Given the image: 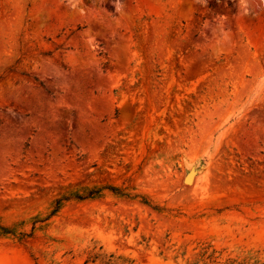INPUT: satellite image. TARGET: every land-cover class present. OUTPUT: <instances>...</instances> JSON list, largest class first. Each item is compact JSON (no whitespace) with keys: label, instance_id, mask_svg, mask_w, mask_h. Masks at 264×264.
Instances as JSON below:
<instances>
[{"label":"rangeland","instance_id":"1","mask_svg":"<svg viewBox=\"0 0 264 264\" xmlns=\"http://www.w3.org/2000/svg\"><path fill=\"white\" fill-rule=\"evenodd\" d=\"M0 264H264V0H0Z\"/></svg>","mask_w":264,"mask_h":264},{"label":"bare ground","instance_id":"2","mask_svg":"<svg viewBox=\"0 0 264 264\" xmlns=\"http://www.w3.org/2000/svg\"><path fill=\"white\" fill-rule=\"evenodd\" d=\"M192 180H193V176L192 175L188 176L187 181L190 182Z\"/></svg>","mask_w":264,"mask_h":264}]
</instances>
